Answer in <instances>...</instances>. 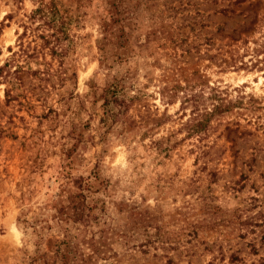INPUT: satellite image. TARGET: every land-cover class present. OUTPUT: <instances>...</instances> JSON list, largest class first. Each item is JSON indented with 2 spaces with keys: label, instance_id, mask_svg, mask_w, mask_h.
<instances>
[{
  "label": "rangeland",
  "instance_id": "1",
  "mask_svg": "<svg viewBox=\"0 0 264 264\" xmlns=\"http://www.w3.org/2000/svg\"><path fill=\"white\" fill-rule=\"evenodd\" d=\"M75 5L73 0L71 8L81 15L70 28L75 80L44 94L19 51L20 45L29 51L38 44L29 29L18 37L33 3L0 0V65L14 60L9 72L22 66L14 76L17 96L4 97L10 78H0V264H30L35 244L37 256L50 264L63 228L73 233L71 225L58 222L49 202L59 184L54 179L59 152L73 142L78 163L71 172L87 176L95 165L108 180L105 192L95 197L147 206L162 220L174 210L184 213L175 230L201 218H222L203 215L205 207L255 213L250 198L264 194V0H147L129 57L109 70L98 65L95 47L100 0ZM45 61L57 71L55 60ZM122 76H127L126 97L133 98L122 111L127 121L114 122L101 142V101L88 109L76 102L90 86L100 91ZM19 190L29 191L22 204ZM21 212L28 221L36 215L43 220L39 236L19 222ZM89 223L87 230L100 242L102 219ZM197 234L208 246L219 235L216 229ZM180 241L123 253L112 240L106 260L84 244L81 264H166L160 255L171 264L210 260L203 245L183 236ZM222 245L240 249L244 264H256L258 258L239 240Z\"/></svg>",
  "mask_w": 264,
  "mask_h": 264
},
{
  "label": "trees",
  "instance_id": "2",
  "mask_svg": "<svg viewBox=\"0 0 264 264\" xmlns=\"http://www.w3.org/2000/svg\"><path fill=\"white\" fill-rule=\"evenodd\" d=\"M31 1L33 9L26 16L28 26L22 25V32L18 37L24 36L26 30L29 29L34 33V41H38V44H34L29 51L20 45L19 51L23 57L22 64L38 81V91L47 94L48 88L63 87L66 82L75 80V67L71 58L73 35L70 34V28L72 24L78 23L81 15L76 9L71 8L73 0ZM100 2L101 12L97 15L98 37L95 40V47L98 65L109 70L113 66L125 63L129 57L136 43V41L134 43L131 41L132 33L138 28L139 16L143 8L146 9L147 0H100ZM77 6H79V0H76L75 8ZM13 55L14 53H11L12 58ZM46 56L55 60L57 71L45 61ZM11 62L14 60L5 61L0 65V78L9 77L11 79L7 81L9 91L4 92V97L7 99L17 96L19 83L14 76L21 71L22 67L15 64L13 71L9 72ZM29 62L35 64L34 69L28 67ZM126 77L111 78L100 91L90 86L88 92L76 102L78 107L84 106L88 109L97 101H101L100 123L104 128L102 135L99 134L101 142H103V135L107 133L106 130L114 122L120 121V125H124L127 121L122 111L126 112L127 105L133 98L126 97V92H124L123 81ZM52 112L55 118L57 114ZM59 154L57 170L54 172V179L57 180L55 182L59 184L49 202L58 222L71 225L73 233L63 228L64 233L61 240L57 242L54 259L50 264L83 263L84 249L81 246L84 244L88 246L87 248H94L99 259L106 260L107 249L110 248L112 240L113 244L120 247L123 253L131 250L145 252L149 247L157 249L158 246H163L162 249H164L166 246H172L170 244L181 242L182 236L185 240L187 238L204 246V250L211 256L206 264H213L215 261L222 264L224 260L226 264H244V259L239 256L240 249L231 251L230 248H224L222 245L234 239L239 240L247 248L249 255L258 258L256 264H264V194L260 199L250 198L253 208L257 207V211L253 214L242 216V212L235 209L226 212L219 207H205L202 211L203 215L206 212L207 215H220L222 218L216 220L201 218L195 220L194 223H183L175 230L178 222H183L180 217H184V213H175L174 210L173 216L170 215L168 219L162 220V215L159 217L150 215L149 211L153 210L147 206L128 204L123 201V198L117 201H105L95 197L96 194L105 192L108 180L101 176L95 165L87 176L75 175L71 172L78 163L74 142L66 144ZM261 186L264 188V180ZM18 192L20 195L17 200L19 204H22L25 194H29V191L25 193L19 190ZM95 209L97 213H93ZM19 215L22 217L19 222L24 226H29L34 235L39 236L43 220L36 215L28 221L24 218L23 212ZM113 215H115L114 218H112ZM108 216H111V222L106 221ZM98 219H102V223L97 231L100 240L97 243L94 242L91 231H88L86 227L91 226L90 221ZM198 229L210 231L216 229L219 235L215 239L219 241L216 243L214 239V243L212 241V244L208 246L203 238L197 236ZM85 233L90 234L87 239L81 235ZM215 246L216 249H214ZM34 247L36 258H32L30 264H46L42 254L37 256L36 244ZM94 249H91L92 253ZM159 257L164 258L166 264L172 263L167 255Z\"/></svg>",
  "mask_w": 264,
  "mask_h": 264
}]
</instances>
